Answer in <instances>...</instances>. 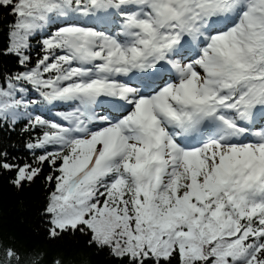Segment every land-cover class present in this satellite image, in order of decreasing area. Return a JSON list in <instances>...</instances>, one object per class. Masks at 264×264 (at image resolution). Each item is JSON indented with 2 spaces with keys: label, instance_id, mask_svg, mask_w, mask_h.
<instances>
[{
  "label": "snow or ice",
  "instance_id": "1",
  "mask_svg": "<svg viewBox=\"0 0 264 264\" xmlns=\"http://www.w3.org/2000/svg\"><path fill=\"white\" fill-rule=\"evenodd\" d=\"M0 11V174L43 176L49 237L119 264H264V0Z\"/></svg>",
  "mask_w": 264,
  "mask_h": 264
},
{
  "label": "trees",
  "instance_id": "2",
  "mask_svg": "<svg viewBox=\"0 0 264 264\" xmlns=\"http://www.w3.org/2000/svg\"><path fill=\"white\" fill-rule=\"evenodd\" d=\"M9 19H5L0 11V43L4 40V28ZM12 139L18 147L10 151L24 156L20 138L14 135ZM9 178L10 174H0V258H3V248L11 246L21 255L39 254V264H52L56 258L61 264H119L106 249L90 247L87 244L89 237L79 231L69 230L49 237L47 217L42 214L47 195L43 176L19 190L9 183Z\"/></svg>",
  "mask_w": 264,
  "mask_h": 264
}]
</instances>
